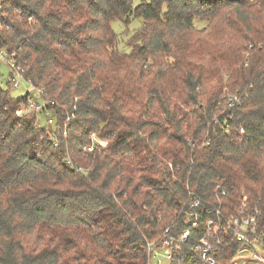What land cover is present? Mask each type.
Masks as SVG:
<instances>
[{
    "label": "trees",
    "instance_id": "obj_1",
    "mask_svg": "<svg viewBox=\"0 0 264 264\" xmlns=\"http://www.w3.org/2000/svg\"><path fill=\"white\" fill-rule=\"evenodd\" d=\"M135 20L126 40L111 26ZM0 23L59 106L40 127L0 87V264H147L146 241L189 228L192 195L264 219V0H1ZM92 132L107 144L83 152ZM202 232L170 264H203L187 257Z\"/></svg>",
    "mask_w": 264,
    "mask_h": 264
},
{
    "label": "built area",
    "instance_id": "obj_2",
    "mask_svg": "<svg viewBox=\"0 0 264 264\" xmlns=\"http://www.w3.org/2000/svg\"><path fill=\"white\" fill-rule=\"evenodd\" d=\"M1 65H5L10 72L9 81L12 88H18L20 82L27 85L23 95L29 96L28 104L25 108L19 109L16 114L18 116L27 113L42 115L45 117L48 126H54L56 117L53 110L59 109V106L54 101L43 100V89L36 87L30 80L25 79L24 72L17 65L14 55L2 47H0ZM72 120L73 116L65 117L62 126H57V133H62L66 137ZM54 141H56L55 145L57 146L55 138ZM106 144V141L100 138L97 133L92 132L89 135V142L82 147V151L92 153L95 150L104 148ZM66 164L70 165L77 173H86L85 169L72 164L69 159L66 160ZM217 189L220 190V185L217 186ZM221 195L226 197V191L222 190ZM248 208V203L244 202L236 211L226 214L221 201L217 200L215 203L205 202L192 195L189 203L180 213L189 228L174 236H169V229H166L162 236L153 241H146L147 264H151L152 260H156V263L160 264V257L170 264L174 254L180 250V246L188 242L191 231L198 229L200 226H202L203 232L188 252L187 257H192L194 253H198L203 264H216V256L226 246L227 240L231 238L240 245L233 259V264H264L263 214L258 209L249 212Z\"/></svg>",
    "mask_w": 264,
    "mask_h": 264
},
{
    "label": "rangeland",
    "instance_id": "obj_3",
    "mask_svg": "<svg viewBox=\"0 0 264 264\" xmlns=\"http://www.w3.org/2000/svg\"><path fill=\"white\" fill-rule=\"evenodd\" d=\"M139 22L137 20H135L131 25H129V27L127 28L128 32H126L125 27L119 22V21H114L112 22L111 26L113 28V30L115 31V33L117 35H119V37L123 40H126L127 36L132 33V29L136 28L138 26ZM196 26L198 28H202L205 26L204 23H200V22H196ZM124 31V33H123ZM205 34H202V36H204ZM9 70L7 69V67L5 65H1L0 66V87L8 90L10 96L17 98L20 96H23L27 85L23 82H20V86L18 88H12V87H8L7 86V82L9 81ZM39 118V125L40 127H46L48 126L46 123V119L44 116L42 115H38ZM53 128V126H51ZM161 260L160 264H169V262L165 259H163L162 257L159 258ZM151 264H157L156 260H152Z\"/></svg>",
    "mask_w": 264,
    "mask_h": 264
}]
</instances>
